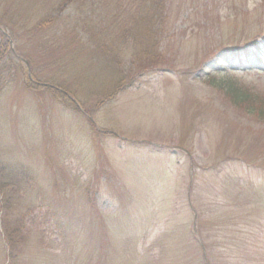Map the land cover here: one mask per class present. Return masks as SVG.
Instances as JSON below:
<instances>
[{"label":"rangeland","instance_id":"rangeland-1","mask_svg":"<svg viewBox=\"0 0 264 264\" xmlns=\"http://www.w3.org/2000/svg\"><path fill=\"white\" fill-rule=\"evenodd\" d=\"M40 1L0 0V264L21 214L16 264H198L199 215L234 246L260 233L230 255L264 264V171L239 159L264 165V127L227 101L264 98V0H83L34 31ZM77 19L101 53L69 46Z\"/></svg>","mask_w":264,"mask_h":264},{"label":"trees","instance_id":"trees-1","mask_svg":"<svg viewBox=\"0 0 264 264\" xmlns=\"http://www.w3.org/2000/svg\"><path fill=\"white\" fill-rule=\"evenodd\" d=\"M3 1L6 2L7 4L8 0H3ZM46 1L47 0H41L39 2L40 5L37 7H34L35 10L39 9L37 14H39L40 12V18H41L40 22H38L37 25L33 28L34 31L51 30L50 28L56 26L57 22H59L58 19L52 16L54 15V13L59 14L71 3L80 4V5H83L84 3L83 0H59V2L57 0H50L49 2H46ZM53 1H54V4L51 6V10H50L51 13H47L46 8H49V4L53 3ZM73 25L74 27L72 29L74 31L76 30L77 34L74 35L75 37L73 38V40L69 42L70 43L69 46L74 47V50L76 52L86 49V52L87 53L89 52V55L91 54L95 55V53H101L102 47H100L99 45L100 44H102L103 46L105 45L103 38H99V36H101V34L103 33L102 32L103 26L99 25L97 27L96 25L92 27V31H91V29L89 30L86 27V25H84L82 20L80 21L79 19L75 20L73 22ZM13 28H14L13 25L4 23L3 18L0 17V58L2 57V55H5L8 52L9 42L6 37H7V34L12 36L14 32ZM95 28H97V30L99 29V31L94 32ZM132 29L133 28L129 29V31H132ZM90 32L92 33L94 32V34L97 33L96 35L93 34L92 36V41L94 45L91 44V48L88 47L89 46L88 42L87 43L85 42V45L83 42V40L86 39L84 34L90 35ZM94 47L96 49L94 50V52H92L93 51L92 48ZM252 47H253V50L251 51L244 48L238 53L239 54L243 53L244 55H246V57L256 56L255 54L257 53V51H259L260 48L257 44H252ZM111 54L112 53H110L109 55ZM111 56L113 58L116 57V60H118L117 56L115 55H111ZM95 59L98 60V58L96 57ZM227 101L235 109V111H237L238 113H241L242 116L245 117L247 120L264 127V98H263L262 93H258L254 89H245V88L232 89L231 88L227 92ZM239 159L243 161L245 164H247L248 167H253V168L256 167L264 171V165L260 162L261 160L257 158L256 156L250 157V158L247 157L244 159L239 158ZM0 189H3V188L0 186ZM255 200H256L255 197H253L250 203V206H254L257 204ZM210 218L213 219L214 217H210ZM25 219H26L25 215L21 214L20 218L17 220L16 224L14 225L12 224L10 225L7 219L2 220L4 241L6 243V247L9 250L8 264L17 263L18 248L20 244L23 243V241H25V239L31 234V230L26 226ZM203 220L204 218L199 215V218H197L196 220L197 229H195L196 231H193L194 237L197 238V243L199 244L201 248V254H202L201 257H199L198 264H220L221 260H223L222 264H233L232 258H236V257L230 255L231 254L230 252H232L234 249L239 253L238 257L249 255V253H251V250L253 253L254 252L256 253L255 256L258 254V251L260 250V245H261L260 244L261 242L260 233L256 234V236L253 238V240H251V242L247 243V242L239 241V243H237L234 246L230 244L231 239L228 237V234H227V226L221 227L223 234L222 236H218L217 233L219 232L215 228L216 225L206 223L207 227L206 229H204L203 227H204L205 222ZM250 222L256 224V228L258 229L261 228V224H260L262 223L261 219H259L258 222L256 223L253 222V220H250ZM199 239L201 242H199ZM217 239H222V242L218 244ZM203 248L206 251V257H207L206 261L204 260V258H202ZM218 254L221 255L220 258L218 257ZM246 260L240 258V262L237 264H245ZM254 260L255 258H253V260L251 261H254Z\"/></svg>","mask_w":264,"mask_h":264}]
</instances>
